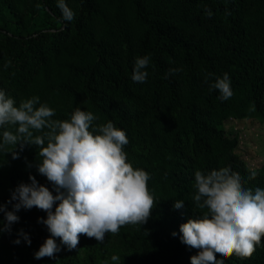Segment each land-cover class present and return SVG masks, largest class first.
Masks as SVG:
<instances>
[{
	"label": "trees",
	"instance_id": "trees-1",
	"mask_svg": "<svg viewBox=\"0 0 264 264\" xmlns=\"http://www.w3.org/2000/svg\"><path fill=\"white\" fill-rule=\"evenodd\" d=\"M65 2L75 13L71 21L63 19L58 0H0V17L9 13L19 27L48 16L27 34L8 30L0 18V89L17 106L38 96L55 110L53 119H68L79 107L98 117L94 124L111 120L126 132L128 161L149 173L156 202L142 225L106 233L102 243L81 234L71 250L56 238L61 250L41 259L34 253L50 233L38 218L46 219L47 213L21 208L11 230L0 231V264H95L111 243L122 249L118 264H191L199 250L181 242L180 225L207 211L193 200L195 171L230 166L245 188L264 189V168L255 169L256 178L249 180L252 168L235 152L238 135L226 130L229 119H264V0ZM144 55L151 56L147 80L134 82L135 60ZM170 68L180 70L165 78ZM225 72L233 95L221 100L209 85ZM208 73L214 75L206 81ZM14 151L16 159L11 152L0 154V204L13 210L12 193L31 183L30 175L56 195L37 170V146L21 149L18 143ZM175 200L184 206L174 208ZM216 258L224 264H264V237L250 258L218 253Z\"/></svg>",
	"mask_w": 264,
	"mask_h": 264
},
{
	"label": "clouds",
	"instance_id": "clouds-1",
	"mask_svg": "<svg viewBox=\"0 0 264 264\" xmlns=\"http://www.w3.org/2000/svg\"><path fill=\"white\" fill-rule=\"evenodd\" d=\"M58 7L65 21L75 18L65 0H58ZM206 11L211 17V10ZM150 63V55L136 58L131 77L134 82H146ZM179 70L170 68L165 78ZM213 75L208 73L205 80ZM213 89L219 91L221 100L232 97L227 72L215 77L209 85V90ZM55 115V110L40 103L38 96L23 99L17 106L16 100L0 89V154L11 152L16 159L19 154L14 148L18 143L21 149L37 146L41 158L37 170L52 182L56 192L53 195L30 175L31 183L19 184L12 193L9 203L16 201L13 210L0 204L4 214L0 231L11 230L20 219L16 213L21 208L36 207L47 213V218H38V222L47 226L50 235L34 253L36 259L54 257L61 250L56 238L71 250L77 247L81 234L102 243L106 233L115 235L122 226L142 225L156 202L148 187L149 173L133 167L127 159L124 146L129 140L123 129L111 120L94 124L98 117L79 107L68 119H53ZM249 173V180L258 174L255 169H249ZM194 177L195 206L207 211L180 225L181 242L199 250L191 256V264H224L223 259L216 258L217 253L250 258L264 237V189L245 188L240 174L230 166L206 173L197 170ZM183 206L182 200H175L173 205L176 209ZM20 233L30 245L28 235L23 230ZM14 242L19 244L20 240ZM111 260L118 262L120 257L113 255Z\"/></svg>",
	"mask_w": 264,
	"mask_h": 264
},
{
	"label": "rangeland",
	"instance_id": "rangeland-1",
	"mask_svg": "<svg viewBox=\"0 0 264 264\" xmlns=\"http://www.w3.org/2000/svg\"><path fill=\"white\" fill-rule=\"evenodd\" d=\"M1 22H7L8 30L27 34L35 30L36 27L41 26L48 19L47 15H38L34 23L27 28L17 26L14 20L11 19L10 14H3ZM226 130L231 134L238 135V145L235 152L246 162L252 169L262 170L264 168V119L260 117L247 119H229L226 123ZM87 249L81 251V255ZM118 255L122 257V249L116 244L111 243L107 248L100 250L95 264H118L113 262L111 257ZM83 262L85 261L82 258ZM81 264V263H76ZM86 264V263H82Z\"/></svg>",
	"mask_w": 264,
	"mask_h": 264
}]
</instances>
